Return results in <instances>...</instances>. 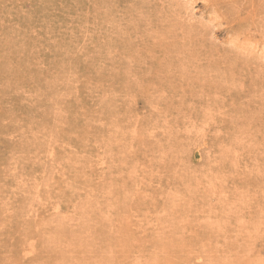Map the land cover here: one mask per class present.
<instances>
[{"label": "rangeland", "instance_id": "1", "mask_svg": "<svg viewBox=\"0 0 264 264\" xmlns=\"http://www.w3.org/2000/svg\"><path fill=\"white\" fill-rule=\"evenodd\" d=\"M0 264H264V0H0Z\"/></svg>", "mask_w": 264, "mask_h": 264}]
</instances>
